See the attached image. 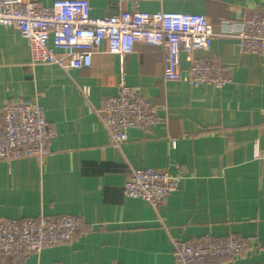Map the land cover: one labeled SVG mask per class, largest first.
<instances>
[{"label": "crops", "instance_id": "1", "mask_svg": "<svg viewBox=\"0 0 264 264\" xmlns=\"http://www.w3.org/2000/svg\"><path fill=\"white\" fill-rule=\"evenodd\" d=\"M50 7L58 0H33ZM93 17L130 11L123 0H88ZM148 13L202 14L216 33L264 11V0H140ZM52 45V42H50ZM229 68L223 88L194 87L164 78L163 47L136 44L122 59L107 47L88 69L68 72L31 64L29 42L0 26V126L8 104L36 102L56 133L42 162L0 161V218L80 217L86 228L66 243L23 258L20 264H175L173 240L242 235L253 241L246 257L211 264L264 260V52L241 51L238 41L215 37L207 51L182 53ZM136 89L158 108L149 131L131 129L121 147L111 144L101 101ZM88 91V95L83 90ZM182 173L178 190L157 209L127 197L133 169ZM0 264H14L1 256Z\"/></svg>", "mask_w": 264, "mask_h": 264}, {"label": "built area", "instance_id": "2", "mask_svg": "<svg viewBox=\"0 0 264 264\" xmlns=\"http://www.w3.org/2000/svg\"><path fill=\"white\" fill-rule=\"evenodd\" d=\"M123 1H130L132 10L93 17L88 0H58L50 7L33 0H0V26L15 29L29 42L33 66L55 65L66 72L90 68L93 55L102 52L104 46L108 53L122 59L133 53L136 44L163 47L165 80H183L194 87L223 88L232 82L230 70L210 60L190 59L184 76L183 52L207 51L219 36L236 39L243 52H264V11L249 16L234 29H227L230 27L225 23L223 31L216 33L202 14L148 13L140 10V0ZM83 93L88 95L86 89ZM157 110L150 99L121 83L116 96L101 101L99 113L111 144L121 147L129 140L131 129L149 131L157 124ZM56 136L42 105L8 104L0 126V161L33 158L42 162ZM263 156L257 145L255 158ZM183 178L182 173L169 170L133 169L124 191L127 197L143 200L157 209L178 190ZM84 228L91 231L80 217L71 215L0 218V257L9 256L14 264H20L29 255L71 241ZM253 245L251 239L242 235H206L188 241L174 239L173 253L175 264H211L226 257H246ZM259 264H264V260Z\"/></svg>", "mask_w": 264, "mask_h": 264}]
</instances>
